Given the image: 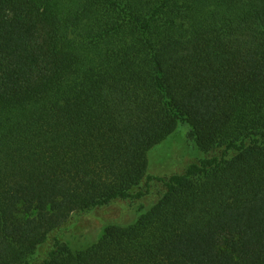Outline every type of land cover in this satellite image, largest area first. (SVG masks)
<instances>
[{"label":"trees","instance_id":"obj_1","mask_svg":"<svg viewBox=\"0 0 264 264\" xmlns=\"http://www.w3.org/2000/svg\"><path fill=\"white\" fill-rule=\"evenodd\" d=\"M216 152L127 225L38 264H264V0H0V264L139 200L176 128Z\"/></svg>","mask_w":264,"mask_h":264},{"label":"rangeland","instance_id":"obj_2","mask_svg":"<svg viewBox=\"0 0 264 264\" xmlns=\"http://www.w3.org/2000/svg\"><path fill=\"white\" fill-rule=\"evenodd\" d=\"M214 154L216 152L201 151L194 142L189 124L179 122L168 137L148 151L146 174L154 178L150 182L145 179L141 182L140 188L145 191L141 199L115 200L88 213L73 214L62 228L50 234L47 241L38 247L33 255L35 264L41 261L55 236L67 247L78 250L93 244L108 225L133 223L165 193L163 182L159 179L181 174L190 163Z\"/></svg>","mask_w":264,"mask_h":264}]
</instances>
